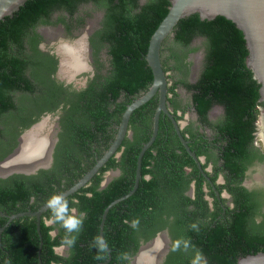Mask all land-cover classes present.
Returning <instances> with one entry per match:
<instances>
[{"label":"trees","instance_id":"16d2710c","mask_svg":"<svg viewBox=\"0 0 264 264\" xmlns=\"http://www.w3.org/2000/svg\"><path fill=\"white\" fill-rule=\"evenodd\" d=\"M87 2L104 11L102 27L96 30L92 42L107 45L110 69L105 76L97 75L87 88L72 91L76 105L85 114L87 125L81 131L74 130L71 140L83 148L87 147L86 139L102 141L106 149L117 131L112 128L108 133L107 127L118 125L126 105L151 84L152 72L145 54L150 36L167 13L170 0H26L12 15L0 20V160L15 147L18 133L9 142L3 141L1 136L6 129L11 133L19 121L25 127L34 121L23 116V112L28 110L32 100L43 96L41 75L48 73L49 79L56 69V60L39 49L37 25L49 23L48 17L54 11L64 10L71 15L80 4ZM195 38L204 39L203 67L194 83L186 80L180 83L191 92L200 120L217 132L216 141H221L222 145L221 169H225L231 179H238L244 168L239 161L244 159L254 141L255 121L262 104L258 101L260 84L246 66L248 50L243 33L231 20L224 16L201 19L198 13L180 19L173 31L174 44L185 53L193 52L197 47L189 48V44ZM161 61L164 71L170 69L164 60ZM169 90L174 93L172 87ZM214 104L222 105L225 112L224 119L216 124L207 119V112ZM35 105L39 110L44 108L38 107L36 101ZM156 105L157 95L133 110L128 125L132 135L130 138L125 136L120 159L116 161L111 157L102 168L118 167L121 174L102 189H98L101 180L98 177L91 185L65 198L66 208L75 207L78 212L86 214L79 237L91 241L85 249L80 247L73 252L82 256L87 264L98 262L97 255L104 257L101 261L108 257L107 251L97 252L92 246L93 240L99 236L104 208L133 187L137 155L150 136ZM100 135L101 140L98 138ZM189 147L196 155L204 152L194 143ZM252 151L258 153L256 149ZM260 158L263 159L264 155L260 154ZM186 167H190L189 173ZM197 169L170 119L161 115L157 136L142 156L141 178L136 190L107 212L102 234L111 254L108 264H119V261L128 264V257L135 254L140 241L150 240L164 227L169 228L173 243L164 264H200L198 253L203 255L207 264H237L240 257L264 252V228L247 224L251 206L244 201L247 192L243 187L229 188L238 196L235 207L227 211L226 216L216 218V211L209 223L200 222L198 216H205L207 207L202 198L201 177L197 176ZM194 176L197 182L192 199L185 192ZM50 183L48 179L27 184L25 179L12 178L6 185H0V210L8 214L22 210L33 192L36 201L31 207L44 203L56 193ZM71 198H76V201ZM189 205L194 209L189 210ZM46 214L53 216L51 210ZM64 215L68 217V210ZM171 216L173 220H170ZM21 219L30 222L29 229L34 232L35 220L29 217ZM133 220L138 222L135 228L131 226ZM5 221L6 218L0 216V225ZM57 223L62 226L61 222ZM41 226L44 239L41 252L54 256L48 227L43 220ZM2 238L6 240L7 235L4 233ZM26 238L29 239L30 235ZM37 243L36 238V243L30 247L31 257L36 254ZM27 263L34 264L35 261ZM44 264H49V261Z\"/></svg>","mask_w":264,"mask_h":264},{"label":"flooded vegetation","instance_id":"af4514ba","mask_svg":"<svg viewBox=\"0 0 264 264\" xmlns=\"http://www.w3.org/2000/svg\"><path fill=\"white\" fill-rule=\"evenodd\" d=\"M103 16L104 11L102 9L91 2H87L85 4H80L77 10L71 15L64 10L54 11L48 17L49 23H39V25H37L36 32L40 37L39 49L56 60V69L49 75V79L47 78L48 73L41 75V79L43 80V82H41L43 85L42 98L37 99L38 101L33 98L38 104V107L44 106V108L39 110L36 108L35 101L32 100L33 103L28 104V110L23 112V116L27 119H34V121L27 127L23 126L22 122H17L12 131L9 130L11 133H8V129H6L1 139L5 142H9V140L12 141V136L18 133L15 136L17 143L11 151L19 144L20 138L21 144L24 143L25 138L26 144L29 140H34L37 143H41V145L52 141L51 157L49 160L44 158L43 166L34 169L32 172H13L5 176H0V185H6L12 178L15 179V177L25 179L27 184L33 181H45L49 179L51 186L56 191L55 194H59L79 180L108 148L105 149L102 141L98 143L86 139L87 143L85 146L87 147L83 148V146L71 140L74 130L81 131V129L85 128L87 125L85 114L79 109L78 104L76 105V97L72 94V91H79L87 88L89 82L97 75L105 76L110 69V58L107 45L99 44V42H92V39L96 37V30L102 27ZM60 18L63 20H60ZM172 37L173 35L166 38L161 48V60H164V64L167 68L170 67V69L165 71L168 84L167 107L176 119L188 146L194 143L195 146L204 150V152L199 155L195 154L199 163L193 159L198 168L197 176L201 177L200 187L202 198L206 201L207 207L205 216H198V218L200 222L209 223L213 212H218L216 218H223L226 216V212L235 207V198L238 196L234 191H230L229 188L240 186L246 190L248 195H246V200L244 201L251 206L247 224H249L250 227L256 224L264 228V158H260V154L264 155V148L263 142L257 133L256 121L254 141L250 147L251 149L247 151V155L244 159L239 161V163L244 165L242 174L238 179H231L228 172L225 169H221L223 164L220 151L222 145L221 141H216L218 135L215 128L200 120L192 102L191 92L180 83L181 80L194 83L198 78L203 67L205 56L203 46L204 39L195 38L192 40L189 44V48L197 47L196 51L185 53L184 49L174 44ZM78 46H81L82 50V55L80 54L78 57L80 58L79 62H81L82 66L81 68L79 66V69L69 78L63 74L64 60H62L60 48L67 51L68 59V56L71 54L73 56L75 51L80 52ZM71 59H73L72 62L76 60L74 57H70V61ZM44 67L47 68L48 65L45 63ZM79 77L81 81L75 79ZM171 87L174 93L169 90ZM121 99L122 97L120 100ZM224 113L222 105L214 104L207 112V119L212 124H216L218 121L224 119ZM37 124H41L39 125L41 127H35ZM112 128L117 129V125L110 124L107 127V132L110 133ZM126 137L130 138L131 136L126 134ZM98 138L101 140V135L98 136ZM122 143L111 156L114 157L116 161H118L122 155L124 149ZM85 148L86 151L84 150ZM252 149H256L258 153L256 154ZM33 152H35V150ZM33 152H30L28 155L30 156ZM90 164L91 166L86 169ZM105 164H103L82 187L91 185L96 178L100 177L101 180L98 189H102L114 177L121 174V170L118 167L102 170ZM190 171V167H186V172L189 173ZM80 173H82V175L77 178V175ZM68 182L71 184L66 186ZM196 182L197 180L194 176L185 192V194L192 199L195 196ZM74 193L64 198L72 196ZM71 200L75 202L76 198H71ZM27 201L28 204L20 211L8 214L4 210H0V216L6 218V221L0 225V264H7L8 262H25L24 264H32L27 263L31 262V260L35 261L34 264H44L46 261H49V264H87V262H84L82 256H79L73 251H78L80 247L85 249L88 247V243L91 239L80 238L79 233H68L59 223L53 222V216L46 214L47 211L50 210L49 208L40 214L39 220L35 215H20L9 220L11 215L38 210L48 200L38 206L31 207L36 201L33 192ZM188 209L192 210L194 206L189 205ZM66 210H68V217H78L81 213L78 212L75 207H67ZM23 217H29V219L35 220L34 232L29 229L31 225L30 222L22 221L21 218ZM17 218L21 220L17 222L13 221ZM41 220H43L44 225L48 227L47 232L51 237L50 242H52V248L55 253L54 256L41 252V248L44 245L41 232ZM170 220H173L172 216ZM4 233L7 235L6 240L2 238ZM26 235H30V238L27 239ZM72 235L77 237L76 243L72 248H67L63 245L62 241L66 237ZM159 235H164V249L167 247V251L160 262V264H164L173 244L168 227H164L158 231L150 240L144 242L140 241L135 254L128 257V264H134L133 259L138 254L141 246L149 244ZM36 238L38 247L35 256L31 257L29 254L30 247L32 244L36 243ZM153 256H155V254ZM110 259L111 254L109 251L106 260L94 262L92 264H108ZM119 264L127 263L126 261H119Z\"/></svg>","mask_w":264,"mask_h":264},{"label":"water","instance_id":"95a60500","mask_svg":"<svg viewBox=\"0 0 264 264\" xmlns=\"http://www.w3.org/2000/svg\"><path fill=\"white\" fill-rule=\"evenodd\" d=\"M25 1L26 0H0V20H2L5 16L12 15L14 11L18 10L19 7L24 4ZM194 13H198L201 19L209 20L214 19L216 16H224L225 18L231 20L237 28L242 31L248 50L246 66L252 71L253 78L260 84L258 101L262 104L259 106L256 127L264 148V0H170L167 13L150 36L147 52L145 54V59L152 72L151 84L145 91L139 93L130 103L126 105L117 125L115 136L102 156L96 160L95 164L90 167L79 180H77L65 191L59 193L63 197H66L84 186L99 170V168L117 151L126 134L131 136V131L128 129V125L133 110L146 103L153 96L157 95V105L152 117L151 133L147 141L141 145L137 155L133 187L126 194L112 200L104 208L99 225V236L101 237H103L102 233L104 222L109 209L119 201L131 196L138 186L141 178V159L144 152L152 145L157 136L159 118L161 115L169 117L182 145L185 147L189 155L193 157L197 163H199L197 156L189 148L187 141L183 137L176 119L167 107L168 84L166 73L163 69L161 61V48L164 40L173 35L174 27L180 19ZM49 142L44 145H39L35 152L28 156V160L24 161L28 162L25 166L20 167V165H18L19 167L16 166L1 171L0 176H5L13 172L28 173L40 166H43V159L45 158L49 160L51 157L53 142ZM20 145L21 138L19 139V144L16 148L2 158L0 163H5L10 157L15 155ZM47 202H45L36 211L11 215L9 220L20 215H35L39 220L40 214L48 208ZM154 239H156V237ZM147 245L149 244L140 247L138 254L133 259V262L139 256L141 248ZM107 251L109 253V249H107ZM166 251L167 247L164 251H162L163 253L160 258L158 257L155 264H160ZM237 264H264V252H257L240 257Z\"/></svg>","mask_w":264,"mask_h":264},{"label":"bare ground","instance_id":"6f19581e","mask_svg":"<svg viewBox=\"0 0 264 264\" xmlns=\"http://www.w3.org/2000/svg\"><path fill=\"white\" fill-rule=\"evenodd\" d=\"M78 48L80 52L75 51L73 56L72 54L68 56L69 60L67 59V54H68L67 51L60 48L62 60H64V65H63L64 73L63 74L69 78L73 75V73L77 69H79V66L80 68L82 66L81 62H79L80 58H78L80 54L82 55L81 46H78ZM70 57H74L76 58V60L72 62L73 59H71L70 61ZM69 61H70V64H69ZM39 125L41 124H37V126L35 127H41ZM39 145H41V143H37L34 140H29L28 143L26 144V138H25L24 143L20 145L15 155L10 157L8 161H6L5 163H0V172L16 167L18 165H20V167L25 166L28 163V162H24L28 160V156H29L28 154L36 150ZM154 241L155 240L153 239V241H151L149 245H151ZM164 241H165V237L161 236L160 238L156 240V242L152 246L148 248L144 246L146 248L145 250H144V247H142L141 251L139 252L140 253L139 256L134 261V264H155L157 262L158 257L160 258L161 254L163 253L162 251L165 250ZM154 254L155 256H153Z\"/></svg>","mask_w":264,"mask_h":264},{"label":"clouds","instance_id":"9594fccd","mask_svg":"<svg viewBox=\"0 0 264 264\" xmlns=\"http://www.w3.org/2000/svg\"><path fill=\"white\" fill-rule=\"evenodd\" d=\"M66 203L65 198L60 194H54L49 197L47 207L53 213V222H61L62 226L68 233H79L83 226L86 214L81 212L78 217H66L64 215L66 211ZM137 223V221L133 220L131 226L135 228ZM76 239L77 237L75 235L68 236L62 241V243L65 247L72 248L76 243ZM92 246L97 249L98 253H104L108 249L107 241L101 236L94 238ZM103 258L102 255L96 256L98 261L103 260ZM197 259L200 261V264H207L202 254L198 253Z\"/></svg>","mask_w":264,"mask_h":264},{"label":"rangeland","instance_id":"374dc122","mask_svg":"<svg viewBox=\"0 0 264 264\" xmlns=\"http://www.w3.org/2000/svg\"><path fill=\"white\" fill-rule=\"evenodd\" d=\"M77 81H81L80 79V77L79 78H75ZM161 236H163L164 237V235H159L158 237H156V239H154L155 241L151 244V245H147V246H145L146 248H148V247H150V246H152L155 242H156V240L158 239V238H160ZM150 244V243H149ZM144 247V250L146 249ZM161 253V252H160Z\"/></svg>","mask_w":264,"mask_h":264}]
</instances>
